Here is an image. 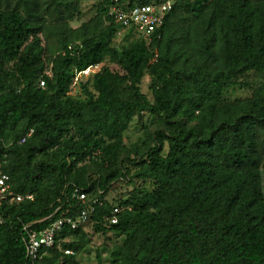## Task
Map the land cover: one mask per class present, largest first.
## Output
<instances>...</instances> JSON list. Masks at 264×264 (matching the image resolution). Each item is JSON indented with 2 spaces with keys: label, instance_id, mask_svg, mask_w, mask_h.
<instances>
[{
  "label": "trees",
  "instance_id": "1",
  "mask_svg": "<svg viewBox=\"0 0 264 264\" xmlns=\"http://www.w3.org/2000/svg\"><path fill=\"white\" fill-rule=\"evenodd\" d=\"M171 1L153 41L130 30L116 46L112 5L166 1L100 0L104 26L75 48L62 37L54 56L46 26L72 16L76 1L0 0L2 171L16 194L34 195L3 206L0 264H32L26 225L39 230L90 205L88 223L64 228L36 264H77L88 227L123 236L111 264H264V80L251 97L226 98L253 88L250 73L264 79V0ZM191 48L201 62L190 63ZM96 65L78 81L85 98L71 96L77 74ZM136 119L143 135L129 145ZM117 183L130 188L109 198Z\"/></svg>",
  "mask_w": 264,
  "mask_h": 264
},
{
  "label": "rangeland",
  "instance_id": "2",
  "mask_svg": "<svg viewBox=\"0 0 264 264\" xmlns=\"http://www.w3.org/2000/svg\"><path fill=\"white\" fill-rule=\"evenodd\" d=\"M13 1V0H12ZM75 9L72 16H67L66 19L51 20L47 26L44 33V39L49 46L51 53L56 56L62 52V37L75 48L78 46L82 40L84 34H91L94 31L102 28L104 26V18L99 15L98 7L100 0H75ZM168 1V0H164ZM185 22H181L184 24ZM130 30L121 27V30L115 39L114 43L116 46L125 45L128 38L131 37ZM62 34V35H61ZM136 37H140L136 33H133ZM181 34V31L179 32ZM194 56H191V64L199 63L202 60V55L191 48ZM192 55V54H191ZM186 58V57H184ZM181 60L178 64H182ZM248 80L253 84L252 89H246L241 87H231L226 92V98L228 100H236L238 98L251 97L254 93V89L258 88L263 80L256 73H250L248 75ZM151 81L152 77L146 74L141 88L142 91L148 95L149 98L153 99L151 91ZM91 87V86H90ZM71 96L75 98H85L84 91L80 83L72 86ZM156 119L151 115H145L144 121L151 124ZM143 135V129L138 119L134 121L130 130L127 132V143L133 144ZM262 140V139H261ZM264 147L261 146V151ZM130 187L126 183L115 184L114 189L110 192L109 198L121 197ZM91 243L84 250L75 254V261L77 264H100L98 256H100L101 264H111L109 249L115 244H119L123 241V236L120 233L110 232L108 234H97L92 230V227L87 228Z\"/></svg>",
  "mask_w": 264,
  "mask_h": 264
},
{
  "label": "built area",
  "instance_id": "3",
  "mask_svg": "<svg viewBox=\"0 0 264 264\" xmlns=\"http://www.w3.org/2000/svg\"><path fill=\"white\" fill-rule=\"evenodd\" d=\"M172 8L173 2L171 0L163 3L136 5L132 8L114 4L110 8L109 16L112 17L121 27L131 30L140 37L151 42L154 39V34L163 26L166 14L169 13ZM99 69L100 65H96L90 66L79 72L75 78V84H77L80 79L95 74ZM41 85L44 86V82H42ZM26 139L27 136L23 137L20 142L24 143ZM1 159L0 153V224L5 221L3 217V206L5 204H13L15 202L23 201L26 198L31 200L34 199V195L32 194L24 196L14 192L10 182V176L2 171L3 162ZM74 196L82 201L87 200V193L84 191L80 192L77 190ZM92 211L93 206L90 205L78 216L60 217L51 222L47 227L39 230L33 229L31 227L32 224L26 225L24 227V230L26 231L24 240L26 244L27 259L32 264H36L37 261L43 258V249L52 248L55 245L58 233L66 227L77 229L86 225ZM118 212L119 209L115 208L111 223H118ZM67 253L73 252L67 251Z\"/></svg>",
  "mask_w": 264,
  "mask_h": 264
}]
</instances>
